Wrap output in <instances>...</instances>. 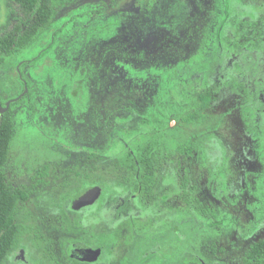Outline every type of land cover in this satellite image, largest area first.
Returning <instances> with one entry per match:
<instances>
[{
	"label": "flooded vegetation",
	"instance_id": "flooded-vegetation-1",
	"mask_svg": "<svg viewBox=\"0 0 264 264\" xmlns=\"http://www.w3.org/2000/svg\"><path fill=\"white\" fill-rule=\"evenodd\" d=\"M140 1L136 23L164 14L168 24L163 22L160 29L165 26V38L155 39L157 46L151 51L138 45L130 49V43L123 42L116 59L118 73L124 71V80L133 81L145 63L153 70L161 68L157 63L164 60L162 44L181 45L173 63L171 58L165 60L164 96L154 97L147 120H135L124 106L108 115L103 103L99 122L96 112L94 120L83 123L85 138L80 140L88 148L45 159L27 170L30 184L17 185L28 189L29 196L20 201L22 212L15 216L28 229L26 242L15 254L23 264H46L45 253L50 250L62 261L70 258L71 264H247L243 257L264 239V232L255 233L264 226V0ZM76 16L63 17L53 27L73 25ZM22 20L23 12L12 26ZM62 34L58 43L67 41ZM185 43L194 44V52L202 56L186 58ZM60 53L55 61L44 56V63H61L65 57ZM66 70L74 80L75 72ZM38 83L25 86L23 95L28 99L18 106L22 111L31 112L39 105ZM79 88L83 87L63 86L67 93L63 107L71 117L82 103L76 98ZM95 89H85L88 98ZM200 94L210 96L205 108L194 103ZM14 98H9L10 105ZM238 110L248 115L250 130L259 141V148L250 151L261 164L255 172L229 166L231 155H236L225 144L229 135L221 131L231 125L230 117ZM189 112L199 116L189 122ZM109 124L117 126L116 134L109 133ZM89 189L95 191L77 202ZM35 195V208L27 207ZM250 196L256 202L254 229L242 236L236 216L242 217L244 210L236 205Z\"/></svg>",
	"mask_w": 264,
	"mask_h": 264
},
{
	"label": "rangeland",
	"instance_id": "rangeland-1",
	"mask_svg": "<svg viewBox=\"0 0 264 264\" xmlns=\"http://www.w3.org/2000/svg\"><path fill=\"white\" fill-rule=\"evenodd\" d=\"M143 1L146 2L147 0L140 1L145 4ZM106 4L110 6L104 8ZM136 6L139 7L137 0L55 1L54 24L52 23V26L58 27L63 20L61 18L70 17L74 14L77 15L76 19L78 18V21L75 22L76 24L72 25L71 23L63 28L62 35L67 41L59 43L57 41L55 48L46 54V57L53 58L54 61L58 51L61 52L59 55L62 54L65 57L61 59V63H53L51 66L50 69L54 71V74H51V70L38 66L39 63L45 64L43 59L37 64L36 71L33 68L30 69V67L28 68V74L24 71L25 76L29 75L30 80L39 82L37 86H40L42 91L38 94V102L36 101V104L39 105L33 111H22V106L15 108L16 134L12 141L11 154L6 170L12 184L24 183L28 185L31 180L28 178L29 172L27 170L30 168L36 167L45 159L56 158L70 150L87 147L80 140V138H85L83 132L86 128L83 123L86 124L90 118L94 120L92 116L96 112L99 113V116L97 115L95 120L99 122L98 119L102 117L100 112L103 103L106 104L108 115L117 109L119 111L124 106L133 113L135 120L151 119L150 103L154 102L155 96L163 98V93H165V89H162L166 84V75L163 73L165 60L168 61V58H171L170 61H174L178 57L181 45L167 48V44H159L161 45L160 55L163 54L164 59L161 63H157L161 68L158 67L153 70L151 64L148 66L145 63V66L139 67L133 81L130 78L131 75H128L130 81L124 80V71L118 73L121 69L116 62L124 43H130L128 45L130 49L134 45L136 47L138 45L142 49L145 48L151 51L157 46L155 39L160 41V38L163 40L165 38L163 32L165 26L160 29V24H163V22L168 24V18H165L164 14L152 15V21L148 18L146 21H142V24L136 23L137 16H134ZM89 10H100V13H90ZM68 12L71 14L67 16ZM21 17L22 10L18 4L13 0H0V36L8 32L13 22ZM106 23L108 24L105 25ZM72 26L74 27L72 28ZM46 35V33L40 35L23 53L15 55L13 58L10 57L6 65L0 66V92L3 101H8L11 96L20 90V85H14L15 78L22 77L18 70L22 63H19V60L33 56L36 51L45 45L47 40H44L43 37ZM125 39H128V41ZM185 44L182 54L186 58H189L188 56L191 54L198 55V57L202 56V52H194L196 49L194 44ZM169 53L170 57H168ZM64 61L66 62L63 63ZM66 68L75 72V79L68 80L70 86H74V81L78 77L84 76L88 79L87 87L77 90V94L80 95L76 98L82 103L80 104L81 108L76 107L74 109L71 114L72 117L68 115L65 107H63L67 97L63 85L58 86L59 80L57 79L53 84L52 80L55 75L59 78L58 76L67 74V72L71 73ZM10 78L12 81H10ZM129 83H131L130 86ZM156 84L161 85L158 86L160 91L157 92V95L154 93ZM89 87H96L95 91L89 92L90 98L85 92V89ZM98 87H100L99 90ZM86 97L89 101V104H86L87 108L84 105L87 100ZM155 101L159 102L160 100ZM133 103L135 104L133 105ZM244 112V110H238L233 113L230 117L231 125H224L226 127L225 131L221 132L229 135L225 140V144L236 155L234 157L231 155L232 161L230 158L229 166L233 165L235 166L234 169L241 170V172L244 170V172H255L260 169L261 164L253 158L250 151L259 148V141L253 136V130H250L248 124V115ZM105 116H103V119ZM87 137L89 138L88 135ZM89 143L94 145L93 142L87 141V144ZM24 172L27 173L22 174ZM247 204L250 211L247 209ZM25 205L35 208L36 195L32 196L31 200ZM236 207L244 210L242 217L236 216L240 224L237 233L247 236L254 229L252 220H254L255 213L252 209L256 207V202L250 196L238 203ZM255 230L256 235H260L264 232V226H260ZM235 255H239L238 250H235Z\"/></svg>",
	"mask_w": 264,
	"mask_h": 264
},
{
	"label": "trees",
	"instance_id": "trees-1",
	"mask_svg": "<svg viewBox=\"0 0 264 264\" xmlns=\"http://www.w3.org/2000/svg\"><path fill=\"white\" fill-rule=\"evenodd\" d=\"M13 1L21 8L23 20L15 23L8 32L0 36V66L6 65L10 57L13 58L15 55L23 53L44 33L47 34L43 37L44 40H47V43L36 51L33 56L19 60V63H22L18 70L23 78L17 77L14 80V85H20V91L11 96L15 97V101L12 102L9 108L1 98L0 92V104L3 107L2 110L0 109V264H23L21 260L15 257V254L26 242L25 235L28 231L25 225H20L15 221V216L22 212L20 201L29 196V190L10 183L6 173V167L11 154L12 141L16 134V114L14 109L17 108L20 103L28 99V95H23L25 93L24 88L26 85L29 87L32 82L25 76L24 71L26 72L27 68L30 66L37 67V64L43 57L55 48L57 36L64 31L62 27L60 29H55L52 26L54 3L60 0ZM23 21L24 23H22ZM51 66L50 64H45V69L50 71V68H52ZM58 77L59 78L55 75L54 79H52L53 84L57 79L59 80L58 86H70V84H68V80L70 79L68 75L63 74ZM74 82V86L81 85L82 87H87L88 85V79L84 76L78 77ZM194 100V103L205 108L210 101V96L207 94H200L198 98ZM197 111L200 113V109ZM198 116L199 114L197 115L196 113L189 112L187 121L190 122ZM108 128L109 133L111 131V133L116 134L117 126L115 124H109ZM156 128H162V125H156ZM145 132L146 131H144V133ZM93 143L95 144V142ZM98 147L96 146V148ZM188 149L192 150V147H188ZM30 254L33 258L35 257L34 254ZM45 254L46 264L72 263V260L68 257H65L63 261L58 259L59 253L56 254L51 250ZM243 262L247 264H264V239L253 246L252 252L243 257Z\"/></svg>",
	"mask_w": 264,
	"mask_h": 264
},
{
	"label": "water",
	"instance_id": "water-1",
	"mask_svg": "<svg viewBox=\"0 0 264 264\" xmlns=\"http://www.w3.org/2000/svg\"><path fill=\"white\" fill-rule=\"evenodd\" d=\"M11 101H12V100H11ZM11 101H8V102H7V105H6L7 107H9ZM0 109H1V110L3 109V107H2L1 104H0ZM94 191H95L94 189L86 190L84 193H82V194L78 197L77 202H78V201H81V200H86L87 198H89V197L92 195V193H93Z\"/></svg>",
	"mask_w": 264,
	"mask_h": 264
}]
</instances>
